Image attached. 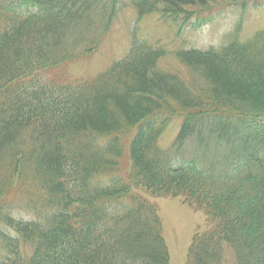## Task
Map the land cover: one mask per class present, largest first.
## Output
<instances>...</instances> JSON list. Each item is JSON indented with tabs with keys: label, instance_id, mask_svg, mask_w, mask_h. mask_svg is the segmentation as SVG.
<instances>
[{
	"label": "trees",
	"instance_id": "1",
	"mask_svg": "<svg viewBox=\"0 0 264 264\" xmlns=\"http://www.w3.org/2000/svg\"><path fill=\"white\" fill-rule=\"evenodd\" d=\"M212 1L131 5L139 18L170 20ZM116 2L0 0V199L10 177L27 185L26 215L0 205V264H170L145 195L180 198L206 216L186 264H264V31L179 51L191 83L158 71L165 51L137 39L91 81L37 83L38 72L98 45L93 31L111 24ZM175 113L183 123L165 151L158 142Z\"/></svg>",
	"mask_w": 264,
	"mask_h": 264
},
{
	"label": "rangeland",
	"instance_id": "2",
	"mask_svg": "<svg viewBox=\"0 0 264 264\" xmlns=\"http://www.w3.org/2000/svg\"><path fill=\"white\" fill-rule=\"evenodd\" d=\"M107 1L102 0L101 6ZM116 1L111 24L107 27L101 24L98 26V30L93 31V37L90 40L96 42L97 37L100 39L98 45L94 48L90 46L80 48L82 50L77 54V60L70 64L38 72L35 76L37 83L55 85L91 81L108 70L115 62L123 59L130 50L134 39L139 42L145 41L156 50L165 51L157 63L158 71L181 75L187 79V83H191L196 77L192 76L179 61V51L218 49L232 40L244 43L264 31V0H236L234 2L213 0L205 8H189L177 19L170 20L161 17L159 13L139 18L131 5V0ZM32 79L22 78L20 81L22 83L25 80L23 85H27ZM199 82L201 83V81ZM17 85L19 84L17 83ZM182 121L181 115L175 113L159 140L161 149L165 151L171 149ZM255 127H257L254 128L256 131L258 128L260 129L259 126ZM247 132H245L246 135ZM122 140L128 143L127 137H123ZM194 151L195 148L187 145L183 150L184 158L191 159L195 154ZM126 156L122 161V172L120 173L123 175L131 171L132 168L128 160V153ZM180 159L177 161L178 163L175 162L176 166L185 160ZM22 179L24 181L25 176ZM18 180L17 178L12 179V177L7 179L3 187V192L8 193L7 197L0 199V205L6 204L13 211L18 210L26 202L24 199H20V196L24 195L27 185L19 188ZM9 182L10 186H8ZM29 184H33L31 180ZM145 198L157 207L162 222L163 236L170 254V264H186L194 235L197 231L202 232L207 228L206 216L184 204L179 198L151 195H145ZM14 214L24 216L26 212L24 209H19Z\"/></svg>",
	"mask_w": 264,
	"mask_h": 264
},
{
	"label": "bare ground",
	"instance_id": "3",
	"mask_svg": "<svg viewBox=\"0 0 264 264\" xmlns=\"http://www.w3.org/2000/svg\"><path fill=\"white\" fill-rule=\"evenodd\" d=\"M143 123V122H142ZM143 127V126H142Z\"/></svg>",
	"mask_w": 264,
	"mask_h": 264
}]
</instances>
